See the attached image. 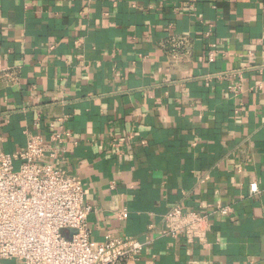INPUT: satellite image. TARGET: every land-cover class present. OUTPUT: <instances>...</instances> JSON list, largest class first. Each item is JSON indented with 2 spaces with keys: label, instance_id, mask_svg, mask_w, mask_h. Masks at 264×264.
<instances>
[{
  "label": "crops",
  "instance_id": "obj_1",
  "mask_svg": "<svg viewBox=\"0 0 264 264\" xmlns=\"http://www.w3.org/2000/svg\"><path fill=\"white\" fill-rule=\"evenodd\" d=\"M61 130L94 243L146 242L130 264H264V0H0V152ZM218 204L203 243L157 231L175 205Z\"/></svg>",
  "mask_w": 264,
  "mask_h": 264
},
{
  "label": "built area",
  "instance_id": "obj_2",
  "mask_svg": "<svg viewBox=\"0 0 264 264\" xmlns=\"http://www.w3.org/2000/svg\"><path fill=\"white\" fill-rule=\"evenodd\" d=\"M169 46L186 56L190 42L185 36H175ZM70 136L71 132L61 130L46 141L40 134L29 133L24 147L0 152V264L6 259L20 264H130L140 258L146 242L138 238L108 235L101 243L92 241L84 184L78 175L57 165L59 147ZM249 190L257 194L258 183L252 182ZM230 212L231 206L223 204L206 212L175 205L157 231L203 243L213 217ZM155 229L151 224L150 230Z\"/></svg>",
  "mask_w": 264,
  "mask_h": 264
},
{
  "label": "rangeland",
  "instance_id": "obj_3",
  "mask_svg": "<svg viewBox=\"0 0 264 264\" xmlns=\"http://www.w3.org/2000/svg\"><path fill=\"white\" fill-rule=\"evenodd\" d=\"M65 233L67 234V233H69L68 231H65Z\"/></svg>",
  "mask_w": 264,
  "mask_h": 264
}]
</instances>
